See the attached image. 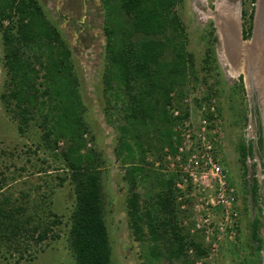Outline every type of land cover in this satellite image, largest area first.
Returning <instances> with one entry per match:
<instances>
[{
	"label": "rangeland",
	"instance_id": "rangeland-1",
	"mask_svg": "<svg viewBox=\"0 0 264 264\" xmlns=\"http://www.w3.org/2000/svg\"><path fill=\"white\" fill-rule=\"evenodd\" d=\"M256 1H179L175 11L183 36L177 37L172 30L167 35L173 44L180 41L185 44L187 79L171 93L169 110L176 119L175 125L159 126L154 131L149 129L147 134V129L142 126H138L137 130L131 129L125 119L130 101L126 90L119 85L123 92L119 91L118 83L113 80V95L105 92L108 65L105 27L108 28L111 22L102 1L36 0L47 21L58 31L60 39L71 52L72 71L84 105L86 131L83 132L81 154H94L101 162L102 198L112 264L264 263L261 251L252 241V224L258 220L260 213L252 207L254 190L251 186L256 182L257 166L253 153L245 159L242 153L244 147L252 148V92L247 87L243 66L236 68L228 60L221 31L223 28L227 32L224 27H230L228 22L233 18L231 33L235 38L237 24L238 36L243 38L244 30L249 32L250 16L255 13ZM13 20L0 21V201L8 197L10 204L24 207L27 216L32 215L37 222V218L52 222V215L56 214L60 224L52 228V235L59 237H50L40 244L28 235L20 239V247L13 245L10 248V244L0 241V264H76L69 240L76 197L71 174L63 161L70 142L58 140L54 148L57 134L47 141L41 119L21 130L18 118L12 112L14 105L4 100L10 88L4 36L7 32L16 34L17 23ZM173 58L174 51L169 49L163 61L171 62ZM254 83L256 86V81ZM212 109L219 126L216 133L218 149L236 190L235 209L238 215L230 221L232 225L225 222L221 208L211 205L215 195L193 189L189 180H185L187 175L182 173L181 168L188 157L183 143L187 138V126L191 125L194 131H198L201 118ZM122 126L130 129L131 143L137 141L132 135L140 136L142 148L138 150L134 145L136 154L129 163L142 166L147 173L146 180L141 179L136 190L141 196V203L146 206L159 191L157 174L160 177L176 176L177 183L183 187L177 188L176 195L178 226L187 235V242L199 245V251L189 246L183 256L171 258V237L163 232L156 243L158 256L154 257L152 250L155 242L148 230L143 241L136 239L127 207L130 195V185L126 180L128 165L119 154ZM166 130L179 137L182 150L179 149L178 153H171L170 147L164 145V139L157 133ZM62 179L66 181L62 182Z\"/></svg>",
	"mask_w": 264,
	"mask_h": 264
},
{
	"label": "trees",
	"instance_id": "trees-1",
	"mask_svg": "<svg viewBox=\"0 0 264 264\" xmlns=\"http://www.w3.org/2000/svg\"><path fill=\"white\" fill-rule=\"evenodd\" d=\"M101 1L111 22L108 28L105 27L108 62L105 92L113 95L115 80L118 90L123 92L122 86L130 95L125 119L133 130L142 126L148 134L149 129L154 131L159 126L175 125L176 119L169 110L172 105L171 93L176 86L185 83L188 60L185 44L182 41L173 44L167 34L172 30L177 37L183 36L182 25L175 11L180 0ZM253 1L255 3L256 0ZM250 18L252 23L249 32H243L244 40L251 38L254 12ZM4 20L17 23L16 34L7 32L4 36L10 79L5 102L14 105L12 112L18 118L21 130L41 119L47 141L57 134L54 148L58 140L70 142L68 151L63 154V161L71 174L76 197L69 232L76 264H112L102 198L101 162L94 154H81L83 132L86 131L84 105L72 71L71 52L60 39L58 31L47 21L36 0H0L1 23ZM169 49L174 51V58L171 62H164ZM40 79L42 82H39ZM118 98L121 99L120 94ZM120 131L119 154L128 165L126 180L130 185L128 216L136 239L143 241L147 229L155 242L152 250L154 257L158 256L156 243L163 232L171 237V258H180L189 246L199 251V245L187 242V235L178 226L176 176L160 177L157 174L159 191L146 206L141 203V196L136 190L140 180H146L147 173L142 166L129 163L136 154L134 145L138 150L142 148L140 136L132 135L137 140L133 144L129 137L130 129L122 126ZM157 133L164 139V145L170 147L171 153H178L181 144L174 132L166 130ZM259 143L262 145L263 139ZM242 153L245 159L247 155H252L253 149L244 147ZM65 181L62 179V182ZM10 203L8 197L0 201L1 242L10 244L11 248L13 245L20 247V239L26 235L37 244L50 237H59L52 235V228L60 224L56 214L52 215V222L42 218H37V222L32 215L27 216L24 207H14ZM259 227L257 222L252 224V241L261 251Z\"/></svg>",
	"mask_w": 264,
	"mask_h": 264
},
{
	"label": "built area",
	"instance_id": "built-area-1",
	"mask_svg": "<svg viewBox=\"0 0 264 264\" xmlns=\"http://www.w3.org/2000/svg\"><path fill=\"white\" fill-rule=\"evenodd\" d=\"M213 115L214 109L201 118L198 131H194L191 125L187 126V138L183 143L188 157L181 168L182 173L187 175L185 180H189L193 189L197 188L203 194L215 195V201L212 199L211 205L221 208L225 222L232 225L230 221L238 215L235 209L236 190L229 180L218 149L216 133L219 126ZM177 188L183 187L178 183Z\"/></svg>",
	"mask_w": 264,
	"mask_h": 264
},
{
	"label": "water",
	"instance_id": "water-1",
	"mask_svg": "<svg viewBox=\"0 0 264 264\" xmlns=\"http://www.w3.org/2000/svg\"><path fill=\"white\" fill-rule=\"evenodd\" d=\"M256 9L254 13V25H253V31H252V38L250 41L246 42L243 40V38L238 36V27L236 24V34H235V44L232 46V41H230L228 38L229 36L226 35L225 30L222 28V40L224 42V51L228 55V60H230L231 64L234 66V64L238 67L244 68V73L246 75V84L250 92H254L256 90L259 92V100L261 102V105L263 107L264 111V104L262 103L261 98V92L260 90L255 86L254 79H252V75L256 71V67L254 66V63L252 59L256 55V50H259V52L264 49V31L262 24H259V21H264V0H257L256 1ZM222 14V13H221ZM220 14V19H221ZM262 34V35H261ZM237 48L235 54L233 53V49ZM235 51V49H234ZM249 52H252L250 54ZM232 60V61H231ZM254 66L253 70H251L250 65ZM262 70V66L260 63V69Z\"/></svg>",
	"mask_w": 264,
	"mask_h": 264
},
{
	"label": "flooded vegetation",
	"instance_id": "flooded-vegetation-1",
	"mask_svg": "<svg viewBox=\"0 0 264 264\" xmlns=\"http://www.w3.org/2000/svg\"><path fill=\"white\" fill-rule=\"evenodd\" d=\"M252 38V37H251ZM238 68V66H236ZM261 73L264 76V67L261 70ZM245 75V74H244ZM244 78V77H243ZM246 78V77H245ZM244 78V79H245ZM251 114L252 118L250 119V132L252 137V149H253V158L257 166V178L256 182H253L251 189L252 192V207L255 210L260 211L257 223L260 224L259 227V236L262 242L261 255L263 256L262 263L264 261V111L259 100V92L254 90L251 93ZM263 139L262 145L259 141ZM264 264V263H263Z\"/></svg>",
	"mask_w": 264,
	"mask_h": 264
},
{
	"label": "bare ground",
	"instance_id": "bare-ground-1",
	"mask_svg": "<svg viewBox=\"0 0 264 264\" xmlns=\"http://www.w3.org/2000/svg\"><path fill=\"white\" fill-rule=\"evenodd\" d=\"M232 20H230L228 23L230 24V27L231 26H233V21H234V19L233 18H231ZM229 20V19H228ZM226 22H227V20H226ZM259 24L261 25L262 24V26H263V31H264V21H259ZM229 26H228V28H227V26L226 27H224V28H226V33H227V36H229V40L230 41H232L233 42V44H232V46H234V44H235V38H234V36L232 35V27L230 28ZM262 35V34H261ZM235 49V51L236 50H238L237 48H234ZM234 49H233V51H234ZM260 50V49H259ZM259 50H256V52H255V56H254V58L252 59V61H253V63H254V66L256 67V71L254 72V74H253V79H254V81H256V87L260 90V92H261V98H262V103L264 104V76H263V74L261 73V70H259L260 69V63H261V66H262V68L264 67V49H263V51L261 50L260 52H259ZM250 54H252V52H249ZM253 65H252V63H251V65H250V68H251V70H253L254 67Z\"/></svg>",
	"mask_w": 264,
	"mask_h": 264
},
{
	"label": "crops",
	"instance_id": "crops-1",
	"mask_svg": "<svg viewBox=\"0 0 264 264\" xmlns=\"http://www.w3.org/2000/svg\"><path fill=\"white\" fill-rule=\"evenodd\" d=\"M234 52H236V51H234Z\"/></svg>",
	"mask_w": 264,
	"mask_h": 264
}]
</instances>
